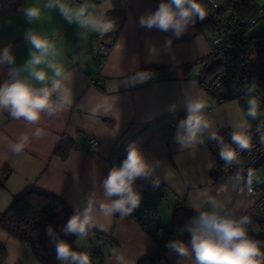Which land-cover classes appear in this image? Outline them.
I'll return each mask as SVG.
<instances>
[{
	"label": "crops",
	"instance_id": "obj_1",
	"mask_svg": "<svg viewBox=\"0 0 264 264\" xmlns=\"http://www.w3.org/2000/svg\"><path fill=\"white\" fill-rule=\"evenodd\" d=\"M224 1V0H221ZM44 0H0V49L11 43L22 63L28 54L23 39L24 31L30 27L22 14L17 12L27 3L43 4ZM74 3L83 0H73ZM95 4L97 13H106L117 20L115 32L99 37L90 34L87 40L80 39L76 25H68L58 13L45 10L40 21L33 24L41 34L58 33L56 44L63 50L62 62L75 74L69 87L73 106L57 115L43 116L38 125H28L23 120H13L7 113L0 114V214L9 209L13 200L26 191L34 190L60 197L73 213V207L84 193L107 176L114 165H119L127 155V146L136 142L149 160L163 161L164 170L157 169L160 185L153 190L149 180L138 179L136 188L142 194L140 207L131 216H114L108 231L93 230L80 251L99 252L103 264H115L113 250L123 252L129 264L152 253L157 243L155 238L140 225L137 216L156 213L162 236L169 231L168 240L190 236L180 233L173 224V212L177 205L196 215L189 201L199 204V194L208 190L212 195L228 182L226 178L214 179L212 153L206 140L189 152L180 150L173 137L179 119L185 118V97H205L210 107L207 116L215 121V127L229 128L232 120L240 119L246 111L245 97H241L232 84L218 92V99L204 91L198 82L216 59L209 53L211 29L199 32L195 27L180 38H172V47L161 51L149 62L147 47L155 44L163 48L171 32L151 30L139 25V17L154 11L160 0H87ZM11 21L9 24L8 21ZM101 44L111 45L110 51L98 61L92 49ZM87 58L86 60L84 58ZM75 59V63L73 62ZM84 67L81 68L80 64ZM195 63L194 66L187 67ZM148 67H162L160 73L144 84L125 87L124 81L137 71ZM0 73V82L5 78ZM177 107L171 110V105ZM42 135L35 138V128ZM24 134L29 142L24 152L14 155L9 145ZM74 142L66 159L54 155L62 138ZM90 138L98 139L96 147L89 144ZM8 175L3 180V172ZM102 194V190H101ZM226 200L227 210L237 216L247 212L253 198L247 192L240 193L231 185L219 196ZM159 209V211L157 210ZM201 210H204L201 208ZM102 222H107L103 221ZM153 229V225L149 230ZM0 245L5 248L4 264H34L37 261L30 247L9 236L0 227ZM154 264H185L175 252L166 248Z\"/></svg>",
	"mask_w": 264,
	"mask_h": 264
},
{
	"label": "clouds",
	"instance_id": "obj_2",
	"mask_svg": "<svg viewBox=\"0 0 264 264\" xmlns=\"http://www.w3.org/2000/svg\"><path fill=\"white\" fill-rule=\"evenodd\" d=\"M95 9L96 5L87 0L80 3H74L73 0H44L42 5L27 3L17 9L30 25L23 33L28 54L22 63H17L11 43L0 49V73L6 72L0 82V114L7 113L13 120L38 125L43 116L52 117L73 106L74 97L69 85L75 69H69L62 62L63 50L56 44L58 33L53 32L50 36L41 34L32 25L40 21L45 10H49L58 13L66 24L76 25L80 30V39L87 40L90 34L103 37L115 32L117 20L106 13L95 12ZM207 14L201 0H160L154 11L141 15L138 20L141 27L171 32L163 48L155 44L147 47L149 62L159 56L161 51L170 50L172 38L178 39L185 35ZM80 67L83 68L84 64L81 63ZM153 75L149 71L134 72L124 81V86L144 84ZM256 91L255 81L244 85L247 107L246 111L238 109L244 113L240 119L229 122L230 141H226L215 127V121L207 116L210 104L205 97L184 98L186 116L177 124L174 142L180 150L191 152L210 140L218 148L224 168L235 169L228 177V182L216 190V195L204 190L199 194V204L189 201L188 206L194 209L196 215L190 217L179 232L188 233L190 240L173 239L166 243L165 247L175 252L185 264H264V240L249 235L248 226L252 223V217L248 214L237 216L227 210L226 200L230 198H219L228 191L229 185L240 193L252 195L254 183L260 182L251 167L247 168V175H244L245 160L242 156L244 152L251 154L254 135L258 136L259 145L264 146V120H259L261 106ZM176 107L175 104L171 105V110L175 111ZM258 120L253 131L252 121ZM41 135L42 130L36 127L33 136L39 138ZM28 142V135L22 134L9 145L10 151L19 156ZM126 151L123 161L109 169L107 176L98 182V188L94 180L93 188L74 205L73 214L59 232L52 225L46 226L45 234L55 248L59 264H92L89 252L76 250L73 243L62 238L61 234L75 236L76 241L86 242L93 230L108 231L114 216L129 217L140 207L142 194L136 188L138 179L149 180L153 190L159 187L161 181L157 169L164 170L163 161L149 160L136 142L128 144ZM213 166L210 163L209 170ZM168 175L164 170L165 179H168ZM112 255L115 264H129L123 252L113 250ZM34 264L39 262L34 261Z\"/></svg>",
	"mask_w": 264,
	"mask_h": 264
},
{
	"label": "built area",
	"instance_id": "obj_3",
	"mask_svg": "<svg viewBox=\"0 0 264 264\" xmlns=\"http://www.w3.org/2000/svg\"><path fill=\"white\" fill-rule=\"evenodd\" d=\"M244 1L224 0L218 3L216 0H201L208 13L204 20L211 25L209 53L211 57L216 59V62H219V69L209 77L200 76L198 82L204 91L218 99V92L230 84L234 86L241 97H245L244 85L255 81L257 83L255 95L260 100L261 111H264V65L252 66L250 57H246L244 52V47L248 43L247 31L261 19H264V0H255V2H251L249 8L246 10L240 8L239 12V4ZM242 12L243 14L240 15L239 13ZM110 49L111 45L101 44L92 49L93 57L102 61ZM259 120H264V116L260 117ZM259 120L252 121L253 131ZM219 131L226 141H230L231 129L220 128ZM98 143L96 138L89 139L91 147H96ZM253 145L251 154L242 153L245 160L244 175H247V168L251 167L260 182L253 185L254 193L250 195L253 201L245 214L252 217V222H264V179L260 178L257 173L259 166L264 164V146L259 145L257 135L253 137ZM208 146L214 160L212 177L214 179H228L235 172V169L224 168L214 142L209 140ZM146 216L153 222L159 220L157 214L153 212L146 213ZM251 232L249 231L250 236H252Z\"/></svg>",
	"mask_w": 264,
	"mask_h": 264
},
{
	"label": "trees",
	"instance_id": "obj_4",
	"mask_svg": "<svg viewBox=\"0 0 264 264\" xmlns=\"http://www.w3.org/2000/svg\"><path fill=\"white\" fill-rule=\"evenodd\" d=\"M251 2L255 0H245L240 3L238 7L239 12L246 10L250 7ZM240 15L243 14L239 13ZM199 32H203L207 29H211V25L203 20L197 21L194 26ZM261 51L264 49V44H259L255 39L248 37V43L244 47L246 57H250L253 50ZM195 63L188 65L187 67L194 66ZM252 66L257 67L252 64ZM264 65L261 63L259 66ZM219 69V62H214L206 70L205 75L209 77L213 75ZM162 67H148L143 71H149L151 73L162 72ZM74 147V142L68 138H62L54 150V155L60 159H66L69 151ZM8 170L3 172V180L8 175ZM72 211L68 205L58 196L29 190L15 198L7 211L0 214V227L9 236L16 240L25 242L33 252L35 259L39 264H59L56 260V252L53 245L50 244V238L45 234L46 226L52 225L58 232L61 227L67 222L68 218L72 215ZM195 214L191 211H187L181 208L179 205L176 206L173 212V224L176 228H181L184 223ZM137 219L141 227L151 234L157 243L156 249L140 259L136 264H154L157 258H160L165 250L166 243L170 232L164 231L162 236L158 235L161 230L159 221L153 222L150 219H145L143 214L137 216ZM153 225V229L150 226ZM259 229L260 236L258 240H264V222H252L248 226V231ZM62 238L73 243L75 236H63ZM181 240L188 242L190 236H185ZM73 247L78 250L73 243ZM80 251V250H78ZM92 258V264H103V258L99 252H90ZM6 259L5 248L0 245V264H4Z\"/></svg>",
	"mask_w": 264,
	"mask_h": 264
},
{
	"label": "rangeland",
	"instance_id": "obj_5",
	"mask_svg": "<svg viewBox=\"0 0 264 264\" xmlns=\"http://www.w3.org/2000/svg\"><path fill=\"white\" fill-rule=\"evenodd\" d=\"M216 1L218 3L222 2L221 0H216ZM246 36L255 39V41L261 45L264 44V19H261L253 27H251L247 31ZM250 62L252 64L254 63L255 66H259L261 63H264V49H262L261 51H257L254 49L252 55L250 56ZM244 106H245V108L247 107L246 98L244 100ZM262 116H264V111H261L260 117H262ZM257 173H258L260 178L264 179V164H261L259 166ZM157 210L159 211L158 208H157ZM250 234L252 235V237L258 239L260 236V231H259V229H255ZM82 242L83 241H76L75 239L73 241L75 246L78 248H80V246L83 245Z\"/></svg>",
	"mask_w": 264,
	"mask_h": 264
}]
</instances>
